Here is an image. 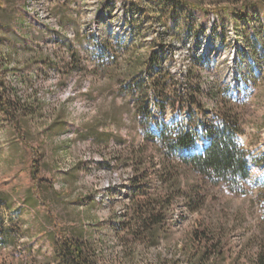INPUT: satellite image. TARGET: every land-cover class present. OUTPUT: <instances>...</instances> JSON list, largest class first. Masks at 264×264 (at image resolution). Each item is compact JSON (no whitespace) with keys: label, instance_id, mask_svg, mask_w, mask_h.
Returning a JSON list of instances; mask_svg holds the SVG:
<instances>
[{"label":"rangeland","instance_id":"obj_1","mask_svg":"<svg viewBox=\"0 0 264 264\" xmlns=\"http://www.w3.org/2000/svg\"><path fill=\"white\" fill-rule=\"evenodd\" d=\"M252 2L240 15L242 2L234 0H186L181 7L161 0H0V82L8 85L6 98L30 107L11 109L16 121L0 108V197L7 198H0V264L49 256L47 232L78 222L100 229L103 263L118 264L123 248L113 234L115 217L128 209L135 175L151 190L159 186V142L146 131L156 136L162 125H182L203 133L222 95L235 102L239 143L263 162H252L247 182L231 190L180 159L200 152L205 135L191 149L174 151L183 194L167 218V238L145 251L139 245L138 255L185 262L191 231L207 226L222 242L214 264L250 262L264 239V0ZM108 45L116 63L110 53L104 57ZM159 69L171 77L163 106L146 87ZM188 82L203 90L193 92L203 105L193 115L196 106L183 98ZM214 86L215 98L207 94ZM38 183L53 185V192ZM27 191L45 204L24 207Z\"/></svg>","mask_w":264,"mask_h":264},{"label":"trees","instance_id":"obj_2","mask_svg":"<svg viewBox=\"0 0 264 264\" xmlns=\"http://www.w3.org/2000/svg\"><path fill=\"white\" fill-rule=\"evenodd\" d=\"M161 1L175 7L187 5L186 0ZM252 1L234 0L236 4L242 2L238 8L240 15H243L248 10V7L254 5ZM3 25L8 27L11 25V22H3ZM114 50L110 45L104 48V57H107L110 53L109 57L112 64L117 62L116 56L112 54ZM73 58L75 61L74 65L78 66L81 64L82 59L77 57V52ZM149 61H145V65L147 62L149 64ZM102 62L104 64L107 63V59H103ZM128 68H130L132 74L135 73V71H132L131 66ZM194 69H197L195 64L190 66L186 77H191ZM138 72H143V69H140ZM136 78L137 76H132L130 80L135 83ZM197 78L199 79V76ZM169 79H171L170 75L159 69L158 73L154 77L149 78V81L146 83V87H153V92L158 96V102L162 106L165 105V100L168 99L166 91L171 81ZM138 83L136 82L135 84L144 93L147 88L142 83H139L138 86ZM185 86L189 90L183 98L189 102L190 108H193L194 105L196 106V108L192 109L193 115L203 109L201 101L196 99L193 92L200 95L203 94V90L198 82L194 86H191V83L188 82ZM7 87L6 82H0V108H2V112L4 114L11 113L14 117L16 112L14 113L11 109L22 107L25 110H30L29 106H24L20 103L18 97L17 100H14V103L10 97L6 98ZM207 94L213 98L217 97L216 86L212 87ZM144 96L147 97V94L144 93ZM217 100H220V102L217 101V104H220V106H216L214 120L211 123H204L202 127L203 133H199L193 126L185 127L182 125H162L158 129L156 136L146 131L147 138L155 137V140L157 139L159 142L162 157V165L157 172L159 186L151 190L149 185L144 182L143 177L135 175L129 192L128 209L123 215L115 217L117 223L113 234H115L116 239L121 243L123 248L118 264H214L221 254V240L216 239L212 231L213 229L204 226L203 229L191 231L188 244L189 251H186L185 262L179 258H167L162 254L156 256L154 260H141L138 255L139 245H141L142 251H145L149 247L157 246L162 238H167L169 230L167 218L172 211L175 198L181 193L183 194L181 190V178L174 171L176 165L170 159L174 151L191 149L197 140L202 135H205L206 141L200 152L182 156L180 159L198 175L204 176L213 184L223 182L231 190L240 189L247 182L250 177V164L252 162H263V159H257L252 156L251 152L245 149L238 141V135L242 129L240 127V117L235 109L233 99L222 95ZM143 102L144 104L140 107L143 112L150 114L151 110L148 102ZM101 135L102 139H104L103 141H107L110 137L108 134L102 133ZM138 149L133 152L141 151L140 148ZM141 152L138 153L140 154ZM135 162L138 165V169L144 164L140 158L135 159ZM32 167H34L32 169V176L35 179L38 167L34 165ZM40 185L43 186L44 184ZM40 185L38 183V186ZM43 187L47 190V194L52 193L54 190L53 185ZM1 197L5 198V196ZM0 202H2V199H0ZM23 203L24 207L33 209L40 203L45 204V200L37 199L31 191H27L24 195ZM187 204L194 208L192 199L188 198ZM90 228L78 222L76 226H69L67 230L61 229L60 232H47L48 239L51 241L52 253L49 256L42 255L43 258L40 260L30 254L22 264H104L102 254L104 252L105 239L99 232L100 229H95L96 231H94V229L90 230ZM98 232L99 235L97 236L96 233ZM256 249L254 257L248 264H264V239L259 240Z\"/></svg>","mask_w":264,"mask_h":264}]
</instances>
